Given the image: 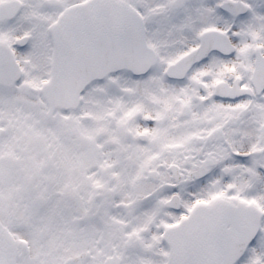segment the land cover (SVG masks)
I'll return each mask as SVG.
<instances>
[{"label": "snow or ice", "instance_id": "obj_1", "mask_svg": "<svg viewBox=\"0 0 264 264\" xmlns=\"http://www.w3.org/2000/svg\"><path fill=\"white\" fill-rule=\"evenodd\" d=\"M0 264H264V0H0Z\"/></svg>", "mask_w": 264, "mask_h": 264}]
</instances>
